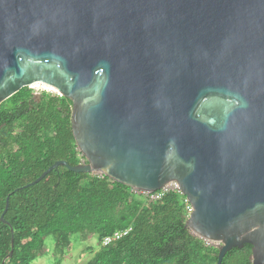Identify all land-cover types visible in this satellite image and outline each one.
<instances>
[{
	"label": "water",
	"instance_id": "1",
	"mask_svg": "<svg viewBox=\"0 0 264 264\" xmlns=\"http://www.w3.org/2000/svg\"><path fill=\"white\" fill-rule=\"evenodd\" d=\"M33 84L71 102L82 159L26 186L175 182L215 264L244 244L264 264V0H0V104Z\"/></svg>",
	"mask_w": 264,
	"mask_h": 264
},
{
	"label": "trees",
	"instance_id": "2",
	"mask_svg": "<svg viewBox=\"0 0 264 264\" xmlns=\"http://www.w3.org/2000/svg\"><path fill=\"white\" fill-rule=\"evenodd\" d=\"M71 102L22 88L0 104V264H31L51 238L55 264L72 238L96 235L97 251L85 264H215L217 250L184 227L185 207L175 192L146 200L107 177L60 166L26 186L55 161L82 159L70 125ZM129 233L109 246L102 239ZM10 228L13 230L11 236ZM12 238L13 246L10 245ZM91 250V249H89ZM251 246L228 251L221 264H251Z\"/></svg>",
	"mask_w": 264,
	"mask_h": 264
},
{
	"label": "rangeland",
	"instance_id": "3",
	"mask_svg": "<svg viewBox=\"0 0 264 264\" xmlns=\"http://www.w3.org/2000/svg\"><path fill=\"white\" fill-rule=\"evenodd\" d=\"M31 90H33L34 94L37 95L41 92L53 93L57 94V92L53 90H46L42 86H31ZM97 236L89 235V239L82 240V238L77 237V239L72 238L71 241V249L67 251L65 255L62 256L61 261L58 264H85L87 263L97 251ZM206 245L208 243L204 242ZM44 248L41 251L39 257H37L31 264H55L56 258L58 256L54 253V250L50 248L53 246L51 238L44 239ZM210 246V245H209ZM90 248V251H87Z\"/></svg>",
	"mask_w": 264,
	"mask_h": 264
},
{
	"label": "built area",
	"instance_id": "4",
	"mask_svg": "<svg viewBox=\"0 0 264 264\" xmlns=\"http://www.w3.org/2000/svg\"><path fill=\"white\" fill-rule=\"evenodd\" d=\"M134 193H136L139 196H142L146 200L154 201V200H159L165 193L167 192H175L180 200L182 201V204L185 207V212H186V218L188 217L189 213L191 212L192 208L190 204L188 203L187 199L183 196V194L180 192V189L178 185L175 182H168L166 185H164L161 189L153 192H147V191H135L132 190ZM131 230V227L122 229V230H117L113 232L111 235H107L102 239V246H109L113 242L117 241L121 237L127 235L129 231Z\"/></svg>",
	"mask_w": 264,
	"mask_h": 264
},
{
	"label": "bare ground",
	"instance_id": "5",
	"mask_svg": "<svg viewBox=\"0 0 264 264\" xmlns=\"http://www.w3.org/2000/svg\"><path fill=\"white\" fill-rule=\"evenodd\" d=\"M33 86H42L44 87V89L48 90H53L54 88L50 87V86H47V85H44V84H33ZM55 90V89H54ZM56 91V90H55Z\"/></svg>",
	"mask_w": 264,
	"mask_h": 264
},
{
	"label": "crops",
	"instance_id": "6",
	"mask_svg": "<svg viewBox=\"0 0 264 264\" xmlns=\"http://www.w3.org/2000/svg\"><path fill=\"white\" fill-rule=\"evenodd\" d=\"M88 239H89V237H88ZM50 248H51V249H52V251H53V246H51ZM89 249H90V248H88V250H87V251H90ZM38 257H39V256H38Z\"/></svg>",
	"mask_w": 264,
	"mask_h": 264
}]
</instances>
